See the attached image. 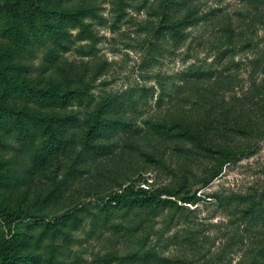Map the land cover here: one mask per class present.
Returning a JSON list of instances; mask_svg holds the SVG:
<instances>
[{
	"label": "rangeland",
	"instance_id": "374dc122",
	"mask_svg": "<svg viewBox=\"0 0 264 264\" xmlns=\"http://www.w3.org/2000/svg\"><path fill=\"white\" fill-rule=\"evenodd\" d=\"M154 1L149 0V5L142 8L140 6L145 0H127L125 6L119 5L116 0H44L46 8L56 12L95 8L96 15L81 19L86 28L56 14L51 16L50 24L41 21L37 28L29 30L25 23L26 1L0 0V7L7 5L0 8L1 68L8 67L11 74L18 76L29 87H51L60 94L69 86L81 89L84 84L83 90L88 93L85 104L115 97V111L126 114L133 121L132 126L140 125L143 119L159 116L185 117L193 125L203 124L205 138L209 142L240 149L255 147L257 151L239 163L224 164L218 176H203L205 181L202 183L209 181L204 189L194 183L203 175L206 163L194 162L188 155L177 152L175 148L179 147L178 144H161L152 137L134 138L133 143L142 149L161 147V151L155 153L157 160L155 157L141 156L134 145L125 146L115 154L95 159L85 171L82 168L75 176L72 169L77 164L84 166L83 160L79 159V144L68 153L58 151L43 166L36 165L29 156L19 151L21 141L12 132L10 122L7 126L0 124V203L11 209H22L53 225L57 220H62V224L50 229L51 238L57 234L53 238L57 248L56 264H104L101 259L108 254L126 253L139 247L136 237H130L122 228V231L113 228V224L122 226L132 219H114L108 225L96 219L100 213L99 204L117 194L141 191L153 195L161 191H177L187 185L183 195L196 193L199 199L186 203V212L182 214L185 216L180 222L169 224L168 212L162 209L157 216L149 218L147 214L150 209H147L138 213L137 218L134 214L136 221L129 223L130 227H143V236L164 230L170 233L180 231L184 239L188 236L187 230H196V225L200 224L203 226L198 229L204 230L205 235L210 234L212 238L203 239V235L197 240L210 250L215 242L223 241L215 234L216 229L231 226V222L228 224L229 218L212 204L211 198L215 194L264 191V98L258 95L257 90L263 78L260 73L263 52L255 49L240 52L225 62L234 61L236 66H228L230 69L227 70L222 65V73L216 79L182 88L189 78L185 76L188 68L201 66L207 71L212 62H216L213 70L220 68L216 60L224 43L221 31L227 21L234 22L244 41L253 40L263 47L264 6L251 9L239 0H206L200 6L204 13L221 8L227 16L217 21L206 20L192 29L193 33L188 35L187 40L178 43L163 32L165 27L161 24V18L150 16L153 11L149 8ZM12 13L25 31L26 46H18L8 30ZM55 37L59 38L60 43H56ZM55 45L61 58L51 65L47 56L49 49ZM78 78H81V85L67 82ZM162 88L166 93L160 99ZM9 100L11 105L34 115H51L49 111L52 105H46V98L14 95ZM56 100L57 94L53 96V102ZM58 106L53 116H65L66 109ZM212 109L219 119L217 128L220 132L207 128L211 124L207 116H211ZM242 109L249 113L244 116L251 120L249 125L246 128L236 127V132L228 133L225 118L221 119L220 114L230 112L235 119L239 116L238 112L245 115ZM186 179L189 183H186ZM181 196L163 195L161 198L178 202ZM77 210H84L79 213V219L64 218ZM22 222L16 228V238L20 242L22 239L26 241L27 237L37 241L41 232H45V227L29 232ZM155 236H152V240ZM177 241L176 245L163 246L169 248L168 256H177L185 247L184 243L187 244ZM37 248L33 244L29 251L34 252ZM239 257L238 248L229 252L234 264ZM194 264L203 262L196 260Z\"/></svg>",
	"mask_w": 264,
	"mask_h": 264
},
{
	"label": "trees",
	"instance_id": "16d2710c",
	"mask_svg": "<svg viewBox=\"0 0 264 264\" xmlns=\"http://www.w3.org/2000/svg\"><path fill=\"white\" fill-rule=\"evenodd\" d=\"M25 1L27 9L25 12V23H27L29 30L37 28L41 21L50 24L51 16L56 14L67 20L72 19L80 27L86 28L87 25L83 24L84 22L81 19L96 15L95 8L81 9L78 12H70L69 10L56 12L54 9L46 8L44 0ZM116 1L119 5L125 6L124 4L127 0ZM205 1L155 0L149 8V10L153 11L150 16L161 18V24L165 27L163 32L169 34L178 43H181L187 40L190 33H193L191 32L193 31L192 29H195L206 20L217 21L221 17L227 16L226 12L221 8H213L204 13L200 6ZM239 1L251 9L257 6L260 9L261 6H264V0ZM148 5L149 0H145L143 6L140 7L145 8ZM5 7L7 5H3L0 8ZM10 9L13 10V7ZM228 19L230 20L231 17ZM8 30L18 46H26L25 31L15 14L10 20ZM221 32L223 33L224 43L216 60L221 65L220 70L212 69L216 62L209 64L210 69L207 71L203 70L201 66L190 67L186 71L187 74H185L189 78L182 88L187 87L188 84L192 85L204 80L216 79L222 73V65H225L223 69L227 70L230 69L228 66H236L234 61L225 63L228 58H233L248 49H255L263 52L260 61L262 65L260 73L263 78L257 86V90L258 95L260 94L264 98V46L256 44L253 40L244 41L241 38L242 34L235 28L233 21H227ZM55 33L54 30L53 35ZM82 34L81 32L80 35L82 36ZM55 40L56 43L59 42L58 37H55ZM57 51V45L49 49L47 60H50L51 65L59 62L61 58ZM1 65L0 124L7 126V123L10 122L13 126L12 132L21 141L19 151L24 156H29L31 162L36 165L43 166L58 151L62 150V153H68L77 144L81 148L79 159L83 160L84 166L77 164L72 169V174L75 176L82 168L85 171L90 162L92 163L100 157L115 154L125 146L133 147L132 145H134L141 156L147 158L155 157L157 160L155 153H159L161 147L154 146L151 149H142L139 145L133 143L134 138L152 137L156 141L161 142V144H178L179 147L175 148L177 152L188 155L195 160L194 162H205L203 175L198 177V182L194 183L196 186L199 185L200 189H204L208 187L209 181L202 183L201 181H205L202 178L203 176H218L224 164L239 163L244 158L254 155L257 151L255 147L240 149L218 146L214 142H209L205 138L206 132H204L203 124L197 123L193 125L185 117L169 118L167 115L159 116L153 119H143L140 125L132 126L133 121L126 114L115 111V102L113 101L115 97L105 101L103 99L95 104H85L88 93L83 90L84 84H82L81 89L69 86V89L61 94L51 87L32 88L20 81L18 76L11 74L8 71V67L1 68ZM70 79L67 81L68 83L73 82L70 85H74V83L81 85L80 83H82L81 78L71 81ZM70 87L73 89H70ZM165 93V89L162 88L163 95H160L159 98L162 99ZM56 94L57 100L53 102V96H56ZM14 95L36 99L46 98V105H52L49 111L51 115H34L26 109L11 105L9 98ZM91 98L89 96L88 99L91 100ZM58 104L60 109H66L65 116H53V111L59 107ZM241 111L245 115L238 112L239 116L235 119L231 117L230 112L229 114H220L221 119L225 118L224 125L225 127L228 126V133H231V131L236 132L234 131L236 127L246 128L249 125L251 120L244 117L249 113H246L245 109ZM214 112L215 110L212 109L211 116H207L211 122L207 128H213L214 131L220 132L217 128L219 119L214 116ZM64 126L66 130H64ZM51 149H55V151ZM185 181L189 183L188 179ZM184 187L186 188L187 185H183L177 191H161L153 195L141 193V191H134L132 194H117L116 197L109 201L99 204L100 213L96 216V219L104 225L111 224L114 219H132L122 226L113 224V228L119 231L122 228L130 237H136V240H138L137 246H139L134 251L108 254L101 259V262H104V264H194L196 260H202L203 264H234V260L229 258V252L238 248L240 257L236 264H264V191L248 194H215L211 198L212 204L229 218L228 224L230 222L232 224L230 223L231 226L226 227V229H223L222 226L216 229L215 234L219 235V238L223 241L218 240V242H215L210 250H207L197 240L205 235L204 230L198 229L203 226L200 224L196 225V230H187L186 235L188 236L184 239L181 238L180 231L170 233L168 230H164L158 233H147L143 236L145 233L143 227H130L129 223L136 221L133 219L134 214L136 213L137 218L139 217L138 213L147 209H150L147 214L149 218L157 216L162 209L163 212H168L169 224L180 222L185 216V214H182L186 212V203L190 200L199 199L196 193L187 196L183 195ZM163 195L182 196L180 197L181 200L177 202L172 199H162ZM84 210L73 211L65 215L64 218L76 219L78 217L79 219V213ZM140 216L143 215L140 214ZM21 220L24 221L22 223H25L23 227L29 232L40 231L42 227H45V232H41L37 241L27 237L26 241L22 239V242H20L16 238L18 235L16 228H18ZM59 224H62V220H57L53 225V223L46 222L43 218L29 214L22 209H11L0 203V264H56L57 248L54 245L53 238L57 234L51 238L50 229L54 226H59ZM154 234L156 238L152 240ZM202 238L211 239L212 236L206 234ZM47 239L49 240L48 242H46ZM176 240L185 241L187 244L184 243L185 247L181 248L180 255L176 256L173 254L168 256L169 248H163V246L170 247V245L175 244ZM33 244H36L38 248L34 252H30L29 249Z\"/></svg>",
	"mask_w": 264,
	"mask_h": 264
}]
</instances>
